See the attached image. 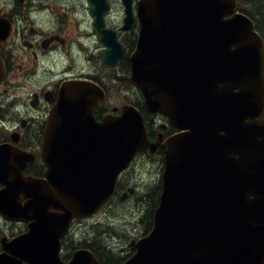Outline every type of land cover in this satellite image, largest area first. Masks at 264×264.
<instances>
[{"label":"water","instance_id":"1","mask_svg":"<svg viewBox=\"0 0 264 264\" xmlns=\"http://www.w3.org/2000/svg\"><path fill=\"white\" fill-rule=\"evenodd\" d=\"M88 3L106 48L102 66L114 70L123 47L105 29L108 4ZM125 6L130 17V3ZM137 13L132 73L116 79L130 80L149 111L164 114L182 133L163 144L153 227L124 264H264L262 37L237 0H141ZM104 99L92 82L63 84L44 131V179L16 171L14 182L7 181L9 150L0 145V182L6 187L0 214L30 222L28 234L10 245L11 256L0 255V264H62L58 239L71 220L99 212L136 152L156 147L134 106L96 122L93 112ZM149 213L150 205L140 220ZM69 264L99 263L80 250Z\"/></svg>","mask_w":264,"mask_h":264},{"label":"flooded vegetation","instance_id":"2","mask_svg":"<svg viewBox=\"0 0 264 264\" xmlns=\"http://www.w3.org/2000/svg\"><path fill=\"white\" fill-rule=\"evenodd\" d=\"M45 1L0 0V66L3 70L0 78V145L9 150L6 180L13 183L16 171H21V177L26 179L45 177L48 167L42 159L44 131L63 84L83 80L94 82L104 89L107 96L115 85L117 93H124L132 100L126 104H133L139 110L147 138L156 147L153 151L142 149L135 154L131 164L120 174L112 202L102 214L108 213L115 206L113 203L132 197V201L141 202L143 210L150 204L149 215L139 220L143 223L153 218L159 202L163 144L182 131L174 128L164 114L150 112L145 97L130 81L116 79L117 75H131L130 59L140 30L137 5L141 0H106L105 29L112 31L116 41L123 46L122 56L114 70L102 66L100 54L106 48L92 26L88 0H72L70 13L66 12L67 7H60L59 12L53 14L48 11L49 4ZM125 2L131 4L130 17L127 16ZM113 108L108 107L107 101L101 104L93 113L95 121L101 122L107 114L113 113ZM48 148L51 149L52 145ZM64 159L69 160V157ZM143 164L153 170L152 179L148 184L143 180L130 183L131 170H139ZM5 188L0 182V191ZM27 199L24 194L19 195L22 204ZM98 215L72 220L68 230L60 234L59 258L63 264H67L77 250L87 248L80 244L77 233L84 223L103 226L97 222ZM28 230L29 222L8 220L0 215V255L9 242L24 236ZM23 264L30 263L24 261Z\"/></svg>","mask_w":264,"mask_h":264},{"label":"rangeland","instance_id":"3","mask_svg":"<svg viewBox=\"0 0 264 264\" xmlns=\"http://www.w3.org/2000/svg\"><path fill=\"white\" fill-rule=\"evenodd\" d=\"M46 3L49 4L48 11L53 13H58L60 7L66 8L68 13L71 12L70 4L72 0H46ZM71 16V15H70ZM68 16V17H70ZM115 86V85H114ZM112 86L110 88L108 107L120 106L122 103H130L132 100L127 98L124 93H117L116 88ZM142 162L140 161L139 164ZM135 170V173H134ZM132 177L130 179V183H139L141 180L148 184L149 179H152L153 170L147 167L146 164H143L141 169L137 170L133 168ZM132 197L127 201H117V203H113L112 209L99 217L97 222H100V226L104 229L107 226H116L115 232L117 234V239L114 241L115 245L119 246L123 255L129 253V243L131 240H137L142 237L144 231L148 225L144 221L143 223L138 222V218L141 216L142 204L140 201H132ZM99 225V224H98ZM96 227L92 224H85L78 230V234L81 235L85 232H90V230ZM108 229V228H107ZM109 232V231H108ZM107 233V232H106ZM78 235V236H79ZM80 237V236H79Z\"/></svg>","mask_w":264,"mask_h":264},{"label":"trees","instance_id":"4","mask_svg":"<svg viewBox=\"0 0 264 264\" xmlns=\"http://www.w3.org/2000/svg\"><path fill=\"white\" fill-rule=\"evenodd\" d=\"M238 4L239 10L254 22L256 31L264 40V0H238ZM145 222L148 227L144 232L147 234L152 226V218ZM115 227L109 225L102 229L97 226L90 232H81L79 235L80 244L90 249L102 264H123L131 256V253L123 255L119 246L115 245L114 241L117 239ZM129 252L133 253L131 249Z\"/></svg>","mask_w":264,"mask_h":264}]
</instances>
